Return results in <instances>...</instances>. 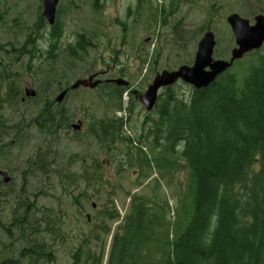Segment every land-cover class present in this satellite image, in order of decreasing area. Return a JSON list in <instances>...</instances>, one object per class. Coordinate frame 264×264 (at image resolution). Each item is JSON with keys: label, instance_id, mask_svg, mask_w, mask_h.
Returning a JSON list of instances; mask_svg holds the SVG:
<instances>
[{"label": "rangeland", "instance_id": "374dc122", "mask_svg": "<svg viewBox=\"0 0 264 264\" xmlns=\"http://www.w3.org/2000/svg\"><path fill=\"white\" fill-rule=\"evenodd\" d=\"M37 10L35 0H0V93L5 95L9 88L24 92L26 87L38 93L24 105L9 104L5 111L11 117V110L20 111L15 115L21 134L0 152V169L13 176L7 184L0 177V263L30 264L25 249L39 244L47 257L35 264H73L78 249L81 264H120L123 244L118 240L113 255L112 249L116 235L126 233L135 197L168 203L173 224L187 221L189 204V167L182 147L172 153L166 152L164 140L155 143L150 128L157 113L146 111L139 95L157 73L192 65L209 30L217 41L214 58L229 60L237 45L228 16L238 13L254 24L255 16L264 12V0H98L97 6L94 0H60L64 33L58 48L46 53L35 51L36 39L33 44ZM80 37L87 48L71 57L68 49L76 47ZM38 43L45 50L49 40ZM261 55L264 44L229 69L237 75L239 87ZM96 72L105 73L101 79L129 81L122 109L107 102L106 86L70 90L60 104L72 115L71 123L83 120L85 127L105 116L124 118L125 135L132 142L120 141L109 149L85 128L77 135L70 127L48 138L45 158L44 148L38 151L45 136L32 125V117L46 99L55 101L62 90ZM192 91L193 86L183 81L174 85V92L186 100ZM128 105L134 108L130 117ZM144 158L161 159L159 165L148 166ZM36 159L37 164L43 159L49 164L44 174H35L37 167H31ZM94 159L102 164L93 178V170L83 163L90 165ZM254 167L259 169L258 164ZM61 169L64 177H58Z\"/></svg>", "mask_w": 264, "mask_h": 264}, {"label": "trees", "instance_id": "16d2710c", "mask_svg": "<svg viewBox=\"0 0 264 264\" xmlns=\"http://www.w3.org/2000/svg\"><path fill=\"white\" fill-rule=\"evenodd\" d=\"M61 25L60 21L54 25L53 49L63 36ZM84 48L80 37L76 47H69V55ZM108 87L107 102L122 109L128 87ZM44 104L36 126L40 132L46 130L47 137L59 136L58 131L69 128L72 115L56 101ZM133 110L127 106L129 117ZM154 111L157 118L150 132L155 143L164 140L166 152L172 153L181 146L189 167L187 221L173 224L167 216L168 203L135 197L126 233L116 235L112 255L120 240V264H264V55L242 87L228 70L209 86L193 88L189 100L174 92V86L167 88ZM126 124L124 118L112 115L87 127L110 149L120 141L132 142L125 135ZM160 159L144 161L155 166ZM59 175L64 177L63 169ZM35 245L24 252L30 264L47 257ZM73 258V264H81L80 249Z\"/></svg>", "mask_w": 264, "mask_h": 264}, {"label": "water", "instance_id": "95a60500", "mask_svg": "<svg viewBox=\"0 0 264 264\" xmlns=\"http://www.w3.org/2000/svg\"><path fill=\"white\" fill-rule=\"evenodd\" d=\"M59 0H44V16L51 24L55 23L56 10ZM255 23L251 24L249 19L243 18L238 13H232L227 20L235 36L237 47L231 51V58L215 59L214 50L217 44L215 34L207 31L198 44L195 60L192 65H182L175 70H163L157 73L153 82L147 90L139 95V100L147 111H152L158 101L160 91L163 88L171 87L179 81L190 84L195 89H202L213 83L217 77L228 71L236 60L242 59L247 53L259 50L264 44V12L255 16ZM95 75L85 79L77 80L71 89L79 87H89L95 89L100 80H94ZM117 85L129 86V82L124 78L111 80ZM68 90L61 92L57 102L65 99ZM135 93H137L135 91ZM27 96H35L36 91L31 88L26 89ZM81 121L75 125L77 129L81 127Z\"/></svg>", "mask_w": 264, "mask_h": 264}, {"label": "flooded vegetation", "instance_id": "af4514ba", "mask_svg": "<svg viewBox=\"0 0 264 264\" xmlns=\"http://www.w3.org/2000/svg\"><path fill=\"white\" fill-rule=\"evenodd\" d=\"M97 3H98V0H94L95 6H97ZM58 4H59V2H58ZM35 8L38 9L37 10L38 12H37L36 19H35V21L33 23V26H32L33 29L31 28L32 29L31 33H33V35L35 37H34V39H33L32 35H30L28 37H31L33 39V44H34V41L36 39V48H35V51L38 50L37 52L46 53L47 52L46 50L48 48L51 49L52 46H53L52 40H53V29H54V25H55V23L57 21H60L58 5H57V10H56V20H55V23L54 24H51L50 21L47 19V17L44 16V0H35ZM13 29H14L13 32L15 33L16 32L15 27H13ZM62 30H63V27H62ZM63 33H64V30H63ZM39 39H48L49 40V45H47L45 47V50L42 49V46H39V43H38L39 42ZM26 43H27V41L25 42V44ZM104 74H105L104 72H96L95 74H91L90 75V76L95 75L94 80H100L101 81V83H99V85L95 89H97L100 86H106V88L108 90V89H110L108 87L109 84H116V83H114V82L111 81V80H114V78H107V79H101V78H99L100 76H102ZM125 80H127V79H125ZM129 85H130V83H129ZM119 86L120 87H126L124 85H119ZM127 87H129V86H127ZM27 88H31V87H26L24 89V92L21 91V89H18L17 90L16 88L15 89L9 88L8 90L5 91V95H3L2 93H0V152H1V149L4 148L5 146H7L8 144L14 143L17 140L16 137H18V135L21 134L19 132V130H20V122L21 121L20 122L17 121L16 120V117L17 116L15 115V113H18L20 111H18V110H11V111L14 112V116L13 117H11L10 115H5V111L7 109V106L9 104L13 103V102H15L18 105H24L28 101V98H36L38 96V93H37V91L35 89H34L36 91V95L35 96H27L26 95V89ZM167 88H170V87H167ZM167 88H163V89H167ZM31 89H33V88H31ZM64 90H68V92H67V94H68L70 90H75V89H71V87H70V88H68V89L66 88ZM64 90H62L61 92H63ZM135 91L133 93H135ZM161 91H160V94L162 93ZM67 94H66V96H67ZM160 94H159V97H160ZM159 97H158V99H159ZM50 101H54V100H52V99L49 98V99H46L44 101V103H47V102H50ZM55 101H56V99H55ZM62 102H60V103H62ZM57 103L60 104L59 102H57ZM157 103H158V101H157ZM157 103H156V105H157ZM5 104H6V106H4ZM156 105H155V107H156ZM155 107H154V109H155ZM152 111H148V112H152ZM40 112L41 111H39V113L37 112V114L34 117H32L33 118V122H31V123H32V125L36 129H38L37 126H36V124H37V117L41 114ZM79 121H81L82 124H81V127L79 129H77L75 127V125H78L79 124ZM70 127L75 131V133H77V135L79 133H81V132L83 133V128H85L86 132L89 133V131H87L88 130V127L87 126L86 127L84 126L83 120H78L77 123H71L70 122L69 128ZM69 128H66V129H69ZM44 131H45V133L44 132H41V133L45 137L43 138V142H40L41 144H40V147L38 148V151L39 150H42L43 149V146H44V148H47L48 138H51V136L47 137L46 136L47 131L46 130H44ZM13 135H14V138L12 139V142H9L11 140V138L13 137ZM8 138H10V139L7 140ZM93 138L97 142H99V139L98 138H96L95 136ZM44 156H45V158L46 157H49V154H48V151L47 150L46 151L44 150ZM44 159L42 160V164L35 163V162L38 161L37 159L33 163H31V167L32 168H33V165H35L37 167V169H33V170H37V171H35V174H37V173L38 174L39 173L44 174V172L47 171L49 164ZM82 163H83V161H82ZM83 164L84 165L87 164L88 167L93 170V178H94V177L97 176V171L101 167L102 162L99 161V160H97V159H94L90 165L88 163H83ZM94 172H95V174H94ZM88 173H89V171H88ZM42 176H40V177H42ZM59 176L60 175H58V177ZM0 177H2V179H1L2 184H7V183H9V182H11L13 180V176L11 175V172L9 170H5V169H0ZM50 177H51V175H50ZM88 219H89V221L91 220V218H90L89 215H88ZM0 264H3V262L0 263Z\"/></svg>", "mask_w": 264, "mask_h": 264}]
</instances>
